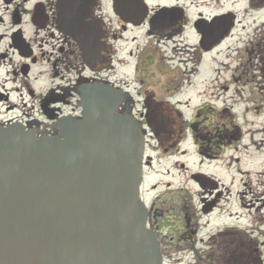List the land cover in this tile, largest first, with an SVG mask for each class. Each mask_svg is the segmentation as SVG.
I'll list each match as a JSON object with an SVG mask.
<instances>
[{
  "label": "flooded vegetation",
  "instance_id": "1",
  "mask_svg": "<svg viewBox=\"0 0 264 264\" xmlns=\"http://www.w3.org/2000/svg\"><path fill=\"white\" fill-rule=\"evenodd\" d=\"M254 1L242 11L264 7ZM238 8L235 0H0V128L60 137L61 121L81 119L86 88L103 90L104 101L113 94L116 114L143 138L139 202L162 264H264V151L254 158L259 172L241 157L264 137L245 133L222 100L232 90L247 114H264V39L247 43L232 70H214L220 106L214 95L203 99V87L197 103L181 98L203 57L233 37Z\"/></svg>",
  "mask_w": 264,
  "mask_h": 264
},
{
  "label": "water",
  "instance_id": "2",
  "mask_svg": "<svg viewBox=\"0 0 264 264\" xmlns=\"http://www.w3.org/2000/svg\"><path fill=\"white\" fill-rule=\"evenodd\" d=\"M102 92L84 90L60 137L0 128V264H162L139 202L143 138Z\"/></svg>",
  "mask_w": 264,
  "mask_h": 264
},
{
  "label": "rangeland",
  "instance_id": "3",
  "mask_svg": "<svg viewBox=\"0 0 264 264\" xmlns=\"http://www.w3.org/2000/svg\"><path fill=\"white\" fill-rule=\"evenodd\" d=\"M235 1L238 2L239 7V12L237 13V22L239 23L236 26V30H234L233 32V37L226 41L221 47L215 49L210 54L203 57L201 65L197 68V76L190 77V82H192L193 86L191 87L189 92L187 91L181 97L182 99L191 98L193 103H197L198 100H194L195 91H198L203 87V90L205 92L202 90V92L200 93V95L205 96V98L203 99L209 101V96L214 95L213 102L217 103V105L220 106L221 101H216V99L218 98L217 96L221 94V92L213 89V87L219 85V83L217 82V78L215 77L214 70H232L237 65L236 58L241 53V49L244 48L247 43H260V41H262L261 39H264V7L262 9L243 12L242 10L244 9V6H246L248 4V1L250 0ZM205 15L210 17L212 15H215V13L208 9ZM194 43L195 41L192 37L190 44L193 45ZM193 58L194 56L192 57V60L190 62H186L185 68L187 70L195 69ZM186 59H190L189 55L186 56ZM221 79L222 78L220 77V80ZM188 81L189 79H186V83ZM239 96L240 94H236L232 90L228 94H224L222 97L223 102L226 101L224 106L230 107L232 109V113L239 117L238 119L240 120L241 126L243 127L245 133L247 132L250 134H254L253 140L259 139L261 138V136L264 137V134L262 133L255 134L258 130L264 128V114H261L259 116H254V114H247L246 109L248 108L251 111V108L247 107L245 105L246 103L243 100H239ZM242 96L246 101L250 95L245 93L242 94ZM259 96L262 97L263 94ZM249 137L250 135L247 134L246 141L248 143V146L251 143ZM263 151L264 147H262L257 152H251L250 149H248L247 152L243 150L241 151V157H243L244 159L247 158V165L250 164V170L258 172L261 171L258 166V162H255L254 158ZM261 164L264 163L261 161Z\"/></svg>",
  "mask_w": 264,
  "mask_h": 264
}]
</instances>
